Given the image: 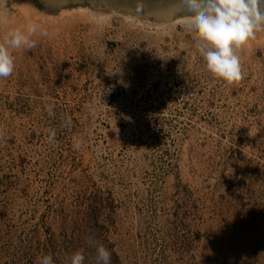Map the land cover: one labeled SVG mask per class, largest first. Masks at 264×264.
Segmentation results:
<instances>
[{
    "label": "rangeland",
    "instance_id": "obj_1",
    "mask_svg": "<svg viewBox=\"0 0 264 264\" xmlns=\"http://www.w3.org/2000/svg\"><path fill=\"white\" fill-rule=\"evenodd\" d=\"M109 2L0 0L47 32L0 79V264H264V33L229 85L177 0Z\"/></svg>",
    "mask_w": 264,
    "mask_h": 264
},
{
    "label": "clouds",
    "instance_id": "obj_2",
    "mask_svg": "<svg viewBox=\"0 0 264 264\" xmlns=\"http://www.w3.org/2000/svg\"><path fill=\"white\" fill-rule=\"evenodd\" d=\"M185 14L186 27L194 34L197 51L207 71L217 80L229 85L243 78L239 50L264 33V0H177ZM142 8L144 0H136ZM40 32L36 22L29 21L23 28L11 30L0 43V79L11 76L15 70L13 49L36 47L33 36ZM79 148L81 144L74 145ZM97 264H110V253L105 247L97 248ZM38 264H53L50 255L38 258ZM71 264H84L81 252L71 257Z\"/></svg>",
    "mask_w": 264,
    "mask_h": 264
},
{
    "label": "water",
    "instance_id": "obj_3",
    "mask_svg": "<svg viewBox=\"0 0 264 264\" xmlns=\"http://www.w3.org/2000/svg\"><path fill=\"white\" fill-rule=\"evenodd\" d=\"M104 1V0H101ZM106 1V0H105ZM114 7L140 17H151L152 12L160 7V0H144L143 7L138 8L136 0H109Z\"/></svg>",
    "mask_w": 264,
    "mask_h": 264
},
{
    "label": "bare ground",
    "instance_id": "obj_4",
    "mask_svg": "<svg viewBox=\"0 0 264 264\" xmlns=\"http://www.w3.org/2000/svg\"><path fill=\"white\" fill-rule=\"evenodd\" d=\"M164 8V7H163Z\"/></svg>",
    "mask_w": 264,
    "mask_h": 264
}]
</instances>
